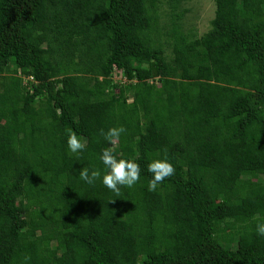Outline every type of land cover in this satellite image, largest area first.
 Listing matches in <instances>:
<instances>
[{
	"label": "trees",
	"instance_id": "1",
	"mask_svg": "<svg viewBox=\"0 0 264 264\" xmlns=\"http://www.w3.org/2000/svg\"><path fill=\"white\" fill-rule=\"evenodd\" d=\"M195 1L0 0V264H264V0H210L202 37ZM108 147L119 195L79 177Z\"/></svg>",
	"mask_w": 264,
	"mask_h": 264
},
{
	"label": "clouds",
	"instance_id": "2",
	"mask_svg": "<svg viewBox=\"0 0 264 264\" xmlns=\"http://www.w3.org/2000/svg\"><path fill=\"white\" fill-rule=\"evenodd\" d=\"M126 131L124 127H112L107 131L100 130V135L110 144L116 145L121 134ZM67 146L72 153H78L85 149L86 145L81 141L75 132L71 129L67 132ZM100 160L107 169L106 174L101 177V172L97 170L89 171L88 168H82L79 171V177L89 185L95 184L97 180L102 179L105 187L120 194V187H133L140 179V165L131 160L117 159L114 155L112 147L102 150ZM147 170L152 174V179L149 181V191H155L157 186L166 178H170L175 174L173 165L165 159H155L147 165ZM114 202V201H110ZM256 232L260 236H264V223H260L256 227ZM30 257H25V264L30 260Z\"/></svg>",
	"mask_w": 264,
	"mask_h": 264
},
{
	"label": "rangeland",
	"instance_id": "3",
	"mask_svg": "<svg viewBox=\"0 0 264 264\" xmlns=\"http://www.w3.org/2000/svg\"><path fill=\"white\" fill-rule=\"evenodd\" d=\"M198 1V2H197ZM195 2L185 4L184 8L189 9V13L183 20V30L185 33H194L196 36L202 37L206 32L211 29V21L215 17V3L210 0H197ZM161 25H170V21L165 16L160 20ZM171 50H167L170 54ZM119 78V77H117ZM131 96V94H130ZM113 148L116 145H112ZM21 208V203H18Z\"/></svg>",
	"mask_w": 264,
	"mask_h": 264
},
{
	"label": "built area",
	"instance_id": "4",
	"mask_svg": "<svg viewBox=\"0 0 264 264\" xmlns=\"http://www.w3.org/2000/svg\"><path fill=\"white\" fill-rule=\"evenodd\" d=\"M29 79H31V78H29Z\"/></svg>",
	"mask_w": 264,
	"mask_h": 264
}]
</instances>
